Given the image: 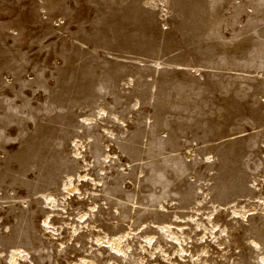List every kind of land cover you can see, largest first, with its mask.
I'll list each match as a JSON object with an SVG mask.
<instances>
[{"label": "rangeland", "instance_id": "obj_1", "mask_svg": "<svg viewBox=\"0 0 264 264\" xmlns=\"http://www.w3.org/2000/svg\"><path fill=\"white\" fill-rule=\"evenodd\" d=\"M16 250L264 264V0H0V264Z\"/></svg>", "mask_w": 264, "mask_h": 264}, {"label": "bare ground", "instance_id": "obj_2", "mask_svg": "<svg viewBox=\"0 0 264 264\" xmlns=\"http://www.w3.org/2000/svg\"><path fill=\"white\" fill-rule=\"evenodd\" d=\"M67 189L71 193H76L79 190V188L78 187H75V186H73V187H67ZM49 200L55 201V197L50 196L49 197ZM84 218H86V217H84ZM49 223H50L49 221L46 222L47 225H49ZM170 226L171 225H169V224L168 225H165V226H162V229L164 231H167L169 233H172V230H171V227ZM124 237H125V234L124 235H120L118 237H114V238L109 237L108 241L105 242V243H103L102 247H108V246L112 245V246H114V250H113V254L114 255H116L117 257L118 256L119 257H126L127 254H128V251L122 245V241H124ZM152 238L153 237H149L150 240ZM175 241L181 243V241L178 238V235H175ZM102 242H104V241H102ZM181 246H182V249H181L182 250V254L181 255L183 256V254L186 253V250H185V248L183 247L182 244H181ZM22 253H23V250H16V252L13 253L14 254L13 257H12V263L13 264H21V262L18 260V257L17 256H18V254H20V256H22ZM263 262H264V259H263ZM83 263L84 264H96L95 262L89 261L87 259H83ZM78 264H80V263H78ZM173 264H177V263L173 262Z\"/></svg>", "mask_w": 264, "mask_h": 264}]
</instances>
